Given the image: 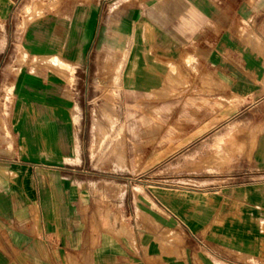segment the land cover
Segmentation results:
<instances>
[{
	"label": "crops",
	"instance_id": "crops-1",
	"mask_svg": "<svg viewBox=\"0 0 264 264\" xmlns=\"http://www.w3.org/2000/svg\"><path fill=\"white\" fill-rule=\"evenodd\" d=\"M37 1L27 55L116 70L124 156L86 161L77 89L22 68L0 264H264V0Z\"/></svg>",
	"mask_w": 264,
	"mask_h": 264
},
{
	"label": "rangeland",
	"instance_id": "rangeland-1",
	"mask_svg": "<svg viewBox=\"0 0 264 264\" xmlns=\"http://www.w3.org/2000/svg\"><path fill=\"white\" fill-rule=\"evenodd\" d=\"M27 1L15 0L8 18H0V150L18 146L14 143L10 127L17 75L22 68L28 67L34 71L44 64L59 71L67 84L79 93L83 106V142L80 149L86 161L90 157L91 165L96 169L114 171L124 156L122 111L117 75L114 74L116 70L108 63L106 69L104 64L101 65L96 77L92 71L88 77L81 70L71 76L72 67L66 61L57 57H49L45 61L29 57L21 43V37L25 27L42 15V4L37 3V0L32 1L30 6H34L35 10L31 11L23 9L28 4ZM139 152H142L141 149Z\"/></svg>",
	"mask_w": 264,
	"mask_h": 264
},
{
	"label": "bare ground",
	"instance_id": "bare-ground-1",
	"mask_svg": "<svg viewBox=\"0 0 264 264\" xmlns=\"http://www.w3.org/2000/svg\"><path fill=\"white\" fill-rule=\"evenodd\" d=\"M27 10L34 11L35 9H34V6H29V7H27ZM5 92H6V91H5Z\"/></svg>",
	"mask_w": 264,
	"mask_h": 264
}]
</instances>
